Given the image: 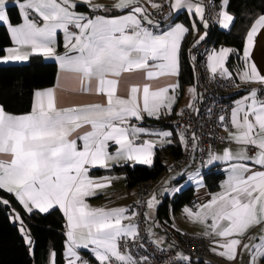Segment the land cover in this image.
I'll return each instance as SVG.
<instances>
[{
	"label": "snow or ice",
	"instance_id": "1",
	"mask_svg": "<svg viewBox=\"0 0 264 264\" xmlns=\"http://www.w3.org/2000/svg\"><path fill=\"white\" fill-rule=\"evenodd\" d=\"M78 3L93 11L109 10L94 0H23L18 5L23 23L12 26L6 0H0V24L8 25L15 44L6 49L0 63L25 62L36 55L52 57L59 61L64 79L71 80L73 92L104 98L101 103L65 105L58 87H52L33 93L32 108L26 114H11L0 105V190L11 194L28 214L62 210L67 222V264H89L80 250H90L98 264H148V257L138 260L120 247L122 239L135 241L139 236L137 225L125 223L136 213L129 214L125 208H93L87 202L111 183L106 177L94 179L89 172L122 160L151 165L154 142L137 143L141 134H154L163 138L162 144L171 143L167 139L171 132L148 133L131 121L143 120L145 115L160 119L162 113L172 112L177 97L170 92L179 83H154L179 75L181 43L189 28L175 24L164 32L152 31L146 26L153 25L151 14L140 0H115L111 8L127 14L111 18L79 13ZM148 3L152 8L162 7L151 0ZM170 8H186L208 27L201 2L174 0ZM219 15L222 26L228 28L234 17L227 10ZM70 25L78 31H70ZM58 30L65 34L68 51L63 55L55 48ZM192 30L199 31L195 21ZM262 33L264 14L255 18L246 34V65L240 74L246 83L264 85V75L251 59L256 37ZM206 36L207 32L200 35L193 46ZM233 51L221 48L209 54L207 67L213 76L231 78L225 65ZM189 91L195 94L196 89ZM219 121L223 124L225 116H219ZM224 129L227 140L240 150L234 153L225 148L222 156L209 154V165L221 160L229 164L222 191L196 211L186 208L185 212L206 226V235L213 238V252L234 264L241 251H248L250 264H259L264 259V98L251 90L235 101ZM181 140L187 144L183 134ZM110 144L116 146L115 152L109 151ZM155 202L152 197L148 208ZM0 205L12 211L10 219L20 225L31 246L20 213L3 197ZM257 227L261 234L250 235ZM181 259L191 264L190 257Z\"/></svg>",
	"mask_w": 264,
	"mask_h": 264
},
{
	"label": "crops",
	"instance_id": "2",
	"mask_svg": "<svg viewBox=\"0 0 264 264\" xmlns=\"http://www.w3.org/2000/svg\"><path fill=\"white\" fill-rule=\"evenodd\" d=\"M21 2H23V0H6V13H7L9 20H10V16H9V12H8L9 6L14 4L18 7L19 3H21ZM94 2L107 6L109 8V10L107 12L93 11L92 9L88 8L86 5H84L82 3H78L76 11L79 13H83L88 17L103 15V16H107V17L111 18V17L122 16V15L127 14L126 11L113 10L111 8V5L115 2V0H94ZM172 2H174V0H171V3ZM193 2L194 3L195 2H201L204 5V3L201 0H193ZM140 3L142 5H144L145 7H147L148 12L151 14L150 18L152 20L153 13L157 9L150 7L148 0H140ZM204 7H205V5H204ZM18 9H19V7H18ZM224 10H227L229 12V14L234 17L233 22L229 25L228 28H224L222 26V24L220 23L221 17L219 14ZM19 13L21 15V21L19 23H16V24H13L10 21L12 26H19L20 24L23 23V17H22L20 9H19ZM217 15H218V20H217L218 30L229 31L231 29L234 21H235V16L229 11V0H227L226 4H225V0H219ZM180 16L187 19L188 22H185L181 18L177 20V18H179ZM205 20H206V8H205ZM194 21H195L196 28L199 30L198 32L192 30V25H193ZM175 24H182L185 27L189 28V33H187L185 35V37L181 43L180 69H179V75H180V72H181V54H182L183 47H184L185 43L187 42L186 45H187L188 51L190 50L191 52L196 47L200 46L208 37L209 24L207 22L208 27L205 28L203 26V22L199 20V17L197 15H195L192 12H189L186 8H183L179 11L172 10L171 18L166 23V26L163 30H161V31H157L154 29H151V30L156 32V33H160V32L167 31L170 27H172ZM3 25H6L8 27L7 24H3ZM70 26H69V30L73 31V30H71ZM8 29H9V32L11 34L9 27H8ZM75 31H78V30L76 29ZM205 32H207L206 38L194 47L193 45L195 44L196 40L199 38L200 35H203ZM65 43H66L65 34L63 33L62 30H58L57 34H56V42H55V48H56V52L58 55H63L66 51H68V49H66L64 46ZM245 44H246V40L244 43V47H245ZM11 47H15L14 41H13V45ZM244 47H243V50H244ZM221 48L231 49L228 46H221V47L212 46L209 54L213 50L218 51ZM69 54L71 55L73 53H69ZM5 55H6V53H5ZM231 55H232V53L229 55V58ZM32 57H40L47 62H55L57 64V67H58L57 79H56L55 85L52 87H58V90L60 91V94L62 97V102L65 105L101 103V102H103L104 98L102 96H97L94 94H86V93L85 94H79V93L73 92L71 90L73 87L71 80H65L64 79L63 75L61 74L60 67H59V61H57L56 59H54L52 57H43L40 55H36V56H32ZM32 57H30L29 60L25 61V62H3L0 64H24V63H28L32 59ZM229 58H228V60H229ZM251 59L256 63L257 68L260 70L261 74L264 75V33H262L256 37L255 47L253 49ZM228 60L226 61V65H225L226 67H227ZM245 65H246V62L242 68L236 69V76L227 67L228 71L230 73H232L233 76L236 77L238 84H239L237 90H235L234 92H228L225 94V96L228 97V99H230L233 102V106H234L235 101L242 99L244 96H247L251 90L257 91L258 98H264V90L262 89L263 85H261L260 83H255V82L246 83L245 81L240 79V74L244 70ZM179 75L173 76V77H168L166 79H161L159 81H156L154 83V86H163L166 83H175V82L179 83ZM52 87H49V88H52ZM193 87L196 89L195 94H193L192 92L189 91ZM45 89H48V88H45ZM41 90H44V89H41ZM124 94H125V85L122 82V84H121V95H124ZM170 95H175L177 97V100H176L175 104L173 105V110L171 113H162L160 116V119H156L154 117H148L147 115H145L143 120L133 119L131 121V123L137 127H141V128L146 129L148 133H159V132H163V131L171 132L172 135L167 138L168 140L171 141V143H163L162 144L161 140L163 138L159 137L157 135H154V134H141L140 139L138 141H140V142H142V141L154 142V149H153L154 155H153V161H152L151 165H143V164H139V163L132 162V161L125 162L122 160L119 163L110 164V167H108V168H101V167L92 168L89 172V175L91 177H93L94 179L106 177L111 181V183H110V186H108L102 190H97V193L95 196L87 198V202L90 204L91 207H93V208H104L106 210L115 209V208H125V209H128L129 214H131L132 212H130V207L137 200V196H136L137 187L131 188L128 185V182L126 180V176L124 173H115V172L97 173V172H95L96 170H112L115 167H125V166H127L129 168H135L137 166L151 167L155 163L156 151L158 149H162V148L168 147L170 145L180 144V145H182L183 150H184L185 143L181 140V134L177 133L176 130L170 125V123L183 110L189 108L188 107L189 104H192V105L195 104V102L198 99L197 83L195 81V82L187 85L184 88L182 93H181L180 87H179L175 90L174 93L170 92ZM20 115H22V114H20ZM227 136H228V133H226V137ZM225 148H231L234 153L238 152L240 150L239 145H237L235 143H230V145H228V146H216V147L212 148L211 151L209 152V154L212 153L215 155H221L222 156ZM115 150H116V146L110 144L109 151L115 152ZM197 154H198V144L196 143L194 145V148H193L192 160H191L189 166L183 172H180V173L184 174L183 178L186 179V176L188 174L190 175L191 173L194 172L196 179L192 181V183H193L194 181L205 180L204 177L201 179L199 178L200 174H202V173L205 175L208 172H219V173L223 174V177H222V180H221L218 188L212 190L206 185L205 182H204V184H201L198 187L193 186L195 189V195H196L195 201L191 204L184 205L178 209H176L172 204H170V206L168 208V215L162 216V217L159 216L158 209L164 203L165 198L166 197L172 198L178 193L176 192V193H174V195H170V194L168 195L167 194V195H163V196L161 195V197L159 196V199H156L154 207H152V208L147 207L146 220H147L148 234H149L151 240L158 247H161V248H168V247L174 245L178 241L179 235L183 234V233H187V234H190L193 236H198V237L210 238L212 240L211 252L215 258L216 264H233V262L227 261L226 258L221 257L217 253L212 251V248L214 247L213 238L211 236L206 235V226L199 223V222H195V221L191 220L185 212L186 208H189V209H192L193 211H196L200 205L207 203L211 199V196L213 194H216V193H219L220 191H222L221 186L227 180V176H228V172H227V169L229 167L228 162L221 160V161H215L213 164L209 165L208 164L209 154H208L207 161H206L205 165L203 166L197 160ZM248 154L254 155V153L251 151ZM171 161H173V160L166 158L165 164L168 165V164H170ZM198 164H199V166H197ZM256 168H257V170H259L258 166H256ZM180 173H178V174H180ZM178 174H173V175H178ZM170 176H172V175H170ZM177 181L180 182L181 180L172 179L171 183L174 184ZM165 182H163V185L165 184ZM154 193L158 194V189ZM150 198H149V200H150ZM60 211L62 212V210H60ZM62 214H63V212H62ZM64 218H65V232H64V234H65V238H66L65 264H67V255H66L67 254V235H66V233H67V222H66L65 216H64ZM135 219H136V215L131 219V221H125V223H129V222L134 223ZM258 234H261V228H259V227L252 229L250 232V235H258ZM52 253H55V252H51V254ZM51 254L49 257V264H53V259H54V264H57L56 263V254H55L54 258L52 257ZM80 254L86 255L92 261L98 263L95 260L94 256L91 254L90 250H80ZM250 255L251 254L248 251H241L239 253L236 261L234 262V264H250ZM259 264H264V259L259 260Z\"/></svg>",
	"mask_w": 264,
	"mask_h": 264
},
{
	"label": "trees",
	"instance_id": "3",
	"mask_svg": "<svg viewBox=\"0 0 264 264\" xmlns=\"http://www.w3.org/2000/svg\"><path fill=\"white\" fill-rule=\"evenodd\" d=\"M229 11L235 16V21L229 31L213 32L209 28L208 38L214 47L228 46L233 49L227 67L236 76V69L244 66L243 47L246 34L256 17L264 14V0H229ZM10 21L13 24L21 21V15L16 5L8 8ZM188 22L180 16L178 19ZM187 42L181 54V72L179 87L181 93L184 88L195 82L192 52L187 48ZM13 45V39L6 25H0V57L6 49ZM58 67L55 62H47L40 57H32L28 63L17 65L0 64V105L9 113L20 115L31 111L33 93L36 90L55 85ZM180 144L170 145L156 151L155 163L151 167L137 166L135 168L115 167L112 170H96L97 173H124L128 185L137 187L143 182H158L167 168L165 159L175 160L183 155ZM223 174L208 172L204 175L206 185L214 190L218 188ZM0 197L10 201L11 208L20 213L24 227L28 230L33 241L29 246L24 235L20 232V225L14 223L10 217L12 211L0 205V264H49L51 252L56 254V263L65 264V218L58 208L48 213H26L17 200L6 191L0 190ZM195 189L189 186L182 193L174 197H166L158 209L159 216H167L168 208L172 204L176 209L195 201Z\"/></svg>",
	"mask_w": 264,
	"mask_h": 264
},
{
	"label": "built area",
	"instance_id": "4",
	"mask_svg": "<svg viewBox=\"0 0 264 264\" xmlns=\"http://www.w3.org/2000/svg\"><path fill=\"white\" fill-rule=\"evenodd\" d=\"M206 8V21L213 32L217 28V10L219 0H201ZM159 3L162 7L157 9L152 16L153 25H146L150 29L161 31L172 15L170 8L171 0H151ZM71 30L76 29L70 26ZM212 45L207 39L192 52L194 73L198 87V99L191 108L183 110L170 125L177 133L183 134L187 140L183 155L170 162L164 175L168 177L183 172L192 160L194 145L198 144L197 160L203 166L212 148L216 146H228L231 142L227 140L224 125L229 123V116L233 102L225 96L228 92H234L238 88V81L235 76L231 78L213 76L207 65L208 56ZM194 57V59H193ZM264 90V85L262 86ZM198 110V111H197ZM225 116L222 124L219 116ZM195 134V139H193ZM140 143V141H137ZM200 174L199 178H203ZM164 181V180H163ZM163 181L157 183L143 182L137 186V200L130 207V212L136 213L133 224L138 226L139 236L133 241L129 238L120 241L122 250L129 251L138 260L141 257H148V264H188L181 259L182 256L191 258V264H216L211 252L212 240L210 238L193 236L187 233L179 235L178 241L168 247H158L150 238L147 230V202L151 195L163 185ZM89 264H98L88 256L81 254Z\"/></svg>",
	"mask_w": 264,
	"mask_h": 264
},
{
	"label": "rangeland",
	"instance_id": "5",
	"mask_svg": "<svg viewBox=\"0 0 264 264\" xmlns=\"http://www.w3.org/2000/svg\"><path fill=\"white\" fill-rule=\"evenodd\" d=\"M1 65H4V66H7V65H17V64H1ZM199 166V164L197 165ZM194 173V172H193ZM191 173L190 175L188 174L186 176V179L183 178V173H180L178 175H172V176H168V177H165V175H163V177L160 179V181H163L165 182L164 185H162V187L158 188V194L157 193H154L153 195H151L152 197H155L156 199H159V196L161 197V195H174V193H182L186 188H188L189 186H196L198 187L199 185L201 184H204L205 180H201V181H194L192 183L193 180H195V173L193 174ZM172 179H178V180H181L180 182L177 181L176 183L172 184ZM157 183V182H155ZM152 197L150 199H152Z\"/></svg>",
	"mask_w": 264,
	"mask_h": 264
}]
</instances>
